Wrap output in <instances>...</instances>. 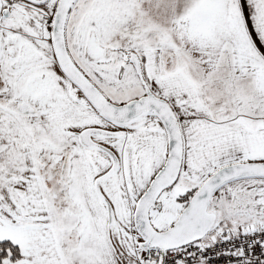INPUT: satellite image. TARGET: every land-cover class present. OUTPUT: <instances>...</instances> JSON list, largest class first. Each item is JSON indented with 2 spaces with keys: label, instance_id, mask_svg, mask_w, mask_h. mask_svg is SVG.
Segmentation results:
<instances>
[{
  "label": "snow or ice",
  "instance_id": "obj_1",
  "mask_svg": "<svg viewBox=\"0 0 264 264\" xmlns=\"http://www.w3.org/2000/svg\"><path fill=\"white\" fill-rule=\"evenodd\" d=\"M0 264H264V0H0Z\"/></svg>",
  "mask_w": 264,
  "mask_h": 264
}]
</instances>
